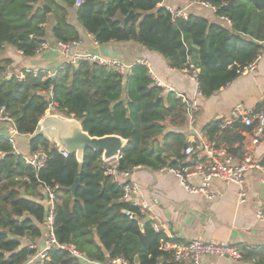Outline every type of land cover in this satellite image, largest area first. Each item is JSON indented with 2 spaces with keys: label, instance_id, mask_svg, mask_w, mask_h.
<instances>
[{
  "label": "trees",
  "instance_id": "16d2710c",
  "mask_svg": "<svg viewBox=\"0 0 264 264\" xmlns=\"http://www.w3.org/2000/svg\"><path fill=\"white\" fill-rule=\"evenodd\" d=\"M83 1L76 7L75 0H0V115L12 118L20 135H32L49 109L60 110L81 119L91 135L129 139L119 158L120 169L180 165L186 140L171 128L187 121L185 103L174 93L164 95L148 66L135 63L120 74L81 61L66 63L52 77L24 69L22 79L16 73L8 79L13 63L8 49L33 56L49 35L62 41L79 39L82 32L76 21L100 44L132 41L174 67L193 64L200 69L203 96L209 97L261 54L264 0H188L203 10H188L186 18L175 19L164 0ZM41 2L51 7L50 13ZM131 11L135 14L127 21ZM220 125L215 121L206 131L215 135L222 130L225 135L236 129ZM40 149L48 158L36 170L25 156ZM105 164L102 153L91 148L80 165L75 155L64 156L43 136L31 141L29 154L0 137V264H25L36 252L28 244L47 233V199L39 192L46 186L56 189L57 238L89 260L106 262L121 256L131 264H158L170 258L164 244L172 239L151 222L141 226L143 215L124 200L123 188L105 174ZM77 177L81 184L73 196L70 187ZM43 264L88 263L53 249Z\"/></svg>",
  "mask_w": 264,
  "mask_h": 264
},
{
  "label": "crops",
  "instance_id": "0c3cea01",
  "mask_svg": "<svg viewBox=\"0 0 264 264\" xmlns=\"http://www.w3.org/2000/svg\"><path fill=\"white\" fill-rule=\"evenodd\" d=\"M174 4L189 11L203 10L197 5L193 7L188 0H164L163 5ZM73 23L82 32L78 39L80 45L74 49L75 51L93 52L106 58H119L129 64H134L141 58H148L157 77L173 89L164 88V95L174 93L184 103L194 97L199 83L184 71L185 67L172 66L163 56L144 50L136 42L111 41L95 44V37L92 34L84 30L80 23L76 21ZM46 41L51 46L42 52H36L33 56H24L14 48H9L7 55L13 59L9 71L20 73L24 69L63 68L66 60L54 47L57 39L49 35ZM262 45L263 50L254 60L253 70H242L240 75L224 88L209 97L202 96L198 108L193 112V118L190 119L186 111L185 124L171 128L183 134L186 140V145L181 149L183 158L178 161L180 163L178 166L207 163L208 149L212 144L226 149L228 153L234 151L230 154L234 157L235 163L250 159L261 164L264 159V132L257 136L253 127L245 126L242 122H238L236 129L225 135L221 133L222 130L210 135L206 128L215 121L222 123L231 117L234 107L239 103L247 109L261 107L264 102V42ZM8 133L9 123L0 121V137H6ZM25 136L22 134L18 136L17 150L29 154L30 145ZM188 145L194 147L191 155L185 152ZM132 179L139 186L135 200L139 203L146 201L152 206V210L143 215L141 226L151 222L156 230L164 231L172 241L190 242L195 239L206 242L228 241L242 252V258L238 260L208 255L203 257V264L264 262V220L257 217V211L264 209L262 199L264 174L260 169L253 168L248 171L244 186L247 193L243 201L239 199V185L221 179H213L210 183L209 190L215 193L213 199L201 193L188 192L173 172L163 171L161 168L141 166L132 171ZM188 180L196 186H200L203 181L201 176H192ZM39 192L46 198V188H41ZM45 237L46 234L34 241L39 249L45 246Z\"/></svg>",
  "mask_w": 264,
  "mask_h": 264
},
{
  "label": "built area",
  "instance_id": "2783aa9c",
  "mask_svg": "<svg viewBox=\"0 0 264 264\" xmlns=\"http://www.w3.org/2000/svg\"><path fill=\"white\" fill-rule=\"evenodd\" d=\"M83 0H75V6L79 7L83 4ZM174 18L188 16L187 8H175L171 5L165 6ZM95 44L99 42L95 39ZM80 45L78 39L72 41H62L57 40L54 46L60 53L65 57L66 63L78 64L81 61H87L90 63H97L106 67L108 70L115 71L120 74H126L130 71L132 66L135 64H129L119 58H106L100 54L93 52H85L80 50H74ZM51 45L44 41L41 43L37 52H42L43 50L49 48ZM136 63H141L146 65L150 69V73L155 83L159 87L166 88L168 90H173L172 87L166 85L161 81L151 68V63L148 58L138 59ZM255 68V61L248 64L243 70H253ZM33 71L35 75L39 72H44L48 76H55L57 70H30ZM184 71L193 79L199 83L198 90L196 91L194 97L186 101L185 107L187 114L190 119L193 118V112L199 106V100L203 96L202 90L200 88V82L198 79L199 69L193 64L186 66ZM19 79L24 77V72L16 73ZM15 73L12 71L7 72V78L11 79ZM0 121H6L9 123V133L5 137L14 147L17 148L16 142L20 135L16 124L12 118L8 115H0ZM238 122H242L245 126L253 127L254 133L260 136L264 132V102L260 108L247 109L242 103L237 104L232 115L226 118L220 125V129L231 128ZM64 156H68V152L59 148ZM18 151V150H17ZM19 152V151H18ZM187 155H191L194 152V147L188 145L185 150ZM209 158L207 163H197L194 165H182L178 167L164 166L161 169L163 171L173 172L179 179L180 184L190 193H201L204 194L209 199L215 197V193L209 190L210 183L213 179H221L227 183H234L239 185V199L240 201L245 200L246 190L245 182L246 175L249 170L253 168L260 169L264 174V165L260 163H255L250 159L245 162L235 163L234 157L226 151V149L213 144L208 149ZM47 153L45 150L40 149L33 152L31 155L25 156L26 162L32 165L36 170H40L44 167L47 161ZM119 157L105 162V174L111 176L113 180L123 188V198L124 200L130 201L134 206L138 207L140 213L145 215L147 212L152 210V206L146 201H136L137 193L139 191L138 184L132 179V171L134 169L140 168L141 166H136L133 169H120L119 168ZM192 176H201L203 181L200 186H196L189 182V178ZM47 191V216L44 221L46 227V237L45 246L39 249V246L35 242H30L29 248L36 250L32 255L28 256L27 262L25 264H43L49 255V252L53 249H61L68 251L72 257L86 261L88 264H131L130 261L124 257H117L110 259L106 262L92 261L89 260L84 253L80 252L72 244H64L59 241L55 234V217H56V189L46 186ZM127 214L131 217H136L131 211H127ZM257 217L264 220V209H259L257 211ZM164 248L171 252V257L166 259L164 262H159L160 264H203L202 259L205 256H217V257H230L231 259H241V250L228 241L220 242H206L202 239H195L190 242H179L171 241L164 244ZM158 263V264H159ZM264 264V263H260Z\"/></svg>",
  "mask_w": 264,
  "mask_h": 264
},
{
  "label": "water",
  "instance_id": "95a60500",
  "mask_svg": "<svg viewBox=\"0 0 264 264\" xmlns=\"http://www.w3.org/2000/svg\"><path fill=\"white\" fill-rule=\"evenodd\" d=\"M40 5L47 13L51 12L52 9L46 2H41ZM134 14L135 12L131 11L126 20H131ZM39 136H43L56 147L67 151L69 155H75L80 165L84 163L87 148L101 152L102 160L108 162L119 157L129 143V139L118 134L91 135L84 129L81 119L54 109H50L49 113L42 118L34 134L25 137L30 145L31 141ZM80 184L81 178L77 177L74 185L70 187L73 196ZM262 199L264 200V185L262 186ZM138 261L137 258L136 262Z\"/></svg>",
  "mask_w": 264,
  "mask_h": 264
},
{
  "label": "rangeland",
  "instance_id": "374dc122",
  "mask_svg": "<svg viewBox=\"0 0 264 264\" xmlns=\"http://www.w3.org/2000/svg\"><path fill=\"white\" fill-rule=\"evenodd\" d=\"M27 70V69H26ZM42 70V69H41ZM50 109L47 111V113H49Z\"/></svg>",
  "mask_w": 264,
  "mask_h": 264
}]
</instances>
